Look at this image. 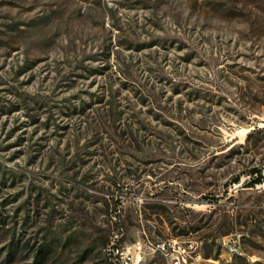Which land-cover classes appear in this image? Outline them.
Segmentation results:
<instances>
[{
	"label": "rangeland",
	"instance_id": "374dc122",
	"mask_svg": "<svg viewBox=\"0 0 264 264\" xmlns=\"http://www.w3.org/2000/svg\"><path fill=\"white\" fill-rule=\"evenodd\" d=\"M263 165L264 0H0V264H264Z\"/></svg>",
	"mask_w": 264,
	"mask_h": 264
},
{
	"label": "built area",
	"instance_id": "2783aa9c",
	"mask_svg": "<svg viewBox=\"0 0 264 264\" xmlns=\"http://www.w3.org/2000/svg\"><path fill=\"white\" fill-rule=\"evenodd\" d=\"M259 170L250 173L247 179L244 180H251L257 177H261L260 182H256L252 187H255L259 190H264V165L258 168ZM244 180L240 183L242 184ZM227 249L230 254L232 251L240 252L241 256L244 255L240 251V245H238L234 241H228L226 243ZM200 247L199 244L195 241L189 239H168L162 240L158 243H155L154 248L156 251H159L165 258L166 264H189L188 263V255H191V248ZM134 253H129V251L123 250L119 247H113V252L115 254H120L122 261L126 264L136 263L135 261V254H140L142 252V245H134L133 247ZM205 260L204 257H196V264H201Z\"/></svg>",
	"mask_w": 264,
	"mask_h": 264
},
{
	"label": "bare ground",
	"instance_id": "6f19581e",
	"mask_svg": "<svg viewBox=\"0 0 264 264\" xmlns=\"http://www.w3.org/2000/svg\"><path fill=\"white\" fill-rule=\"evenodd\" d=\"M240 251L244 253V249L241 246H240ZM232 255L241 256V253L232 251ZM196 257H204L203 252L199 247L191 248V255H188V263L196 264Z\"/></svg>",
	"mask_w": 264,
	"mask_h": 264
},
{
	"label": "trees",
	"instance_id": "16d2710c",
	"mask_svg": "<svg viewBox=\"0 0 264 264\" xmlns=\"http://www.w3.org/2000/svg\"><path fill=\"white\" fill-rule=\"evenodd\" d=\"M259 169L258 168H256V169H253V171L251 172V173H254V172H256V171H258ZM262 179H261V177H257V178H255V179H251V180H248L247 181V185L248 186H253L256 182H260ZM208 200H210L211 202H214L213 200L214 199H208ZM40 251V250H39ZM40 254H42V253H39V255Z\"/></svg>",
	"mask_w": 264,
	"mask_h": 264
}]
</instances>
